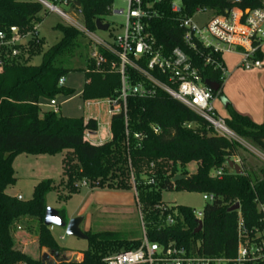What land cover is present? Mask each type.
<instances>
[{
	"label": "trees",
	"instance_id": "1",
	"mask_svg": "<svg viewBox=\"0 0 264 264\" xmlns=\"http://www.w3.org/2000/svg\"><path fill=\"white\" fill-rule=\"evenodd\" d=\"M113 1L76 0L70 9L76 14L81 10L80 15L83 14L87 28L94 31L96 20H102L109 13L108 7ZM172 1L161 0L157 5L161 14L149 23L151 36L157 46L163 47L165 54L177 46L184 48L202 79L219 84V89L212 93L213 97L220 96L226 75L219 67L205 64L204 59L210 54L224 63L221 55L210 52L200 44L195 49H189L183 41L184 31L179 26V17L193 16L199 9L212 10L215 14L236 9L243 19L247 9L262 5L261 0L235 3L226 0H180L181 15L171 11ZM44 11L42 4L35 0H0V30L8 35L33 30L42 22L41 13ZM55 27L62 31L63 36L43 53L41 63H30L42 43L33 36L30 44L22 50V60L19 57L16 60L7 59L0 71V264H43L41 259L20 247L17 237L20 230L36 237L39 249L46 248L53 255L58 253L60 256L69 251L56 242L51 226L44 224L47 195L57 187L55 180L37 183L28 200L18 199L7 192L17 181L12 167L15 154L56 153L63 150L73 151L63 160L71 191L79 189L77 184L83 177L101 178L97 185L99 188L129 189L131 160L137 185L139 183L148 188L154 186L158 178L159 189L212 194L214 200L207 203L202 211V228L199 232H194L198 226L194 211L189 206L180 205V215L175 217L174 224L170 222L158 227L155 225L157 221L152 219L148 222L146 233L151 241L160 244L175 241L187 248L197 246L207 255L234 257L237 253L238 213L241 212L248 226L258 222L260 217L257 205L264 204V165L249 167L245 159L237 155L240 146L237 141L217 134L203 117L161 89L151 97L130 96L129 135L125 132L122 113L115 114L111 118L112 139L104 145L92 144L85 138L86 132L99 130L93 118L85 120L84 115L64 117L52 110L40 116V100L49 101L58 95L73 94L72 88L59 85L60 78L70 71H85L83 100L113 97L121 85L120 75L111 70L109 63L97 66L96 61L88 55L89 47L85 46L83 51V33L71 25L58 23ZM100 52L108 61L115 58L102 48ZM258 57H261V53ZM81 59L86 65L76 67ZM226 109L228 127L264 152V121L256 123L229 103ZM154 127H158L160 132L155 133ZM138 132L143 134L142 139L134 136ZM229 160L238 163L243 171L237 173L230 168ZM191 162L197 163L195 172L187 173L182 168L181 173L166 176L170 165L184 167ZM172 171H176V168ZM217 171H221V174L215 175ZM150 175L154 182L150 183L149 180V184H145L142 178ZM91 184L94 186V183ZM236 203H240V209L229 211ZM59 212L65 220L63 211ZM86 234L94 247L81 251L84 254L82 261H54L52 264H103L106 256L137 248L141 243V239L122 238L117 231H86Z\"/></svg>",
	"mask_w": 264,
	"mask_h": 264
},
{
	"label": "built area",
	"instance_id": "2",
	"mask_svg": "<svg viewBox=\"0 0 264 264\" xmlns=\"http://www.w3.org/2000/svg\"><path fill=\"white\" fill-rule=\"evenodd\" d=\"M35 1L42 4L45 10L58 13L70 25L86 32L93 41L91 58L96 61L97 66L109 63L111 70H115L121 77V85L115 96L104 100H85L86 109L103 103L106 104L111 118L115 114L122 113L125 132L128 136L130 131L129 97H151L156 94L158 89H161L203 117L217 134L230 140L241 141L264 161V152L246 144L228 127L225 117L218 114L212 103L214 99L212 90L204 84L205 80L202 79L188 52L177 46L169 54H165L163 47L156 45L157 43L149 32V23L161 14L157 8L161 0H127L126 13L124 9L114 10L115 14H125V24L122 33L115 36L113 42L102 40L92 34L90 30L88 31L77 24L69 14V10L76 0ZM261 4L259 7L247 9L243 19L236 9H229L225 14L212 13L211 17L201 23L196 21L195 15L206 12L208 9H199L193 16L179 17V26L184 31L183 41L189 49H195L197 44H200L210 52L221 55V58L225 53L237 52L242 56L241 65L246 70L262 68L263 63L258 54L264 40V0H261ZM60 5L65 6L68 11L61 9ZM112 8V5L108 7L109 12L113 11ZM171 9L173 13L181 15V1L173 0ZM78 12L80 14L81 10ZM36 32L35 30L34 33ZM4 39L6 36L0 30V45L5 43ZM6 43L8 44V42ZM15 43L16 41L13 40L9 44ZM100 48L115 58L108 61L101 54ZM11 53L17 55L19 52L13 47ZM204 61L205 64L211 63L215 67H219L226 75V68L222 60L218 61L208 54ZM142 62L145 64H141ZM4 63V59L0 56V71L3 70ZM65 82V77H61L59 85H65ZM47 105L51 108L50 111L58 113L59 106L56 98L49 100ZM97 125L99 129L98 122ZM154 132L159 133V128L154 127ZM95 133L86 132L87 138L89 134ZM134 136L142 139L143 134L138 132ZM220 174L221 171L215 172V175ZM153 182L154 179L151 178L150 183ZM77 185L89 186V183L86 179H81ZM17 197L23 199L20 195ZM204 199L212 202L214 196L204 193ZM257 209L260 214L259 220L250 226L245 223L241 212L238 213L237 253L234 257L207 255L202 253L197 246L187 248L178 245L175 241L160 244L157 241H151L149 235L144 232L137 248L110 254L103 259V264H256L264 262V204L257 205ZM202 217L201 212L197 220H202ZM169 218L168 223H172L173 219Z\"/></svg>",
	"mask_w": 264,
	"mask_h": 264
},
{
	"label": "rangeland",
	"instance_id": "3",
	"mask_svg": "<svg viewBox=\"0 0 264 264\" xmlns=\"http://www.w3.org/2000/svg\"><path fill=\"white\" fill-rule=\"evenodd\" d=\"M63 10H67L65 6H59ZM112 10L108 14L102 17L104 22L110 24L108 30H98L97 28L92 32L95 36L102 40L113 42L115 36L122 33L123 26L125 24V14H115L114 10L124 9L127 11V0H114L112 4ZM68 11V10H67ZM213 11L207 10L203 13L195 15L196 21L199 23L206 21L212 16ZM69 14L73 17L77 24L81 27L86 28L88 31L83 14H76L73 10H69ZM43 20L33 30L21 33V34H10L4 31L6 39L4 43L0 45V56L6 61L7 59L12 60L20 58L24 47L30 44L32 37H37L41 40V46L39 52L34 54L30 60L31 64L38 65L42 61L43 53L52 45L58 43L63 33L59 28L55 26L58 23L70 25L67 20L60 16L54 11L45 10L41 13ZM73 26V25H71ZM77 28L84 36L81 37V43L84 47L88 46L87 49L89 57H91L93 49V41L89 38L86 32H83ZM37 31L34 33V31ZM16 41L15 44H9L11 41ZM264 42V40H263ZM15 47L18 50L17 55H12L11 49ZM228 64L233 61L238 63L240 68L246 70L241 65L242 56H230L224 55ZM83 59V58H82ZM76 63V67L85 66L84 60ZM79 61V60H78ZM263 63V60H262ZM264 65V63H263ZM230 70L226 69V78L228 77ZM65 86L74 90L72 95L64 96L58 95L56 97L59 110L58 115L64 117H78L86 114L84 106V100L82 97V91L86 83V76L84 70L70 71L65 76ZM262 105L264 107V90L262 88L261 94ZM219 96L214 97V107L223 117L226 116L223 101ZM48 100H40V116L44 112L51 108L47 105ZM105 106L93 107V111L103 113ZM197 124H192L195 126ZM246 144L254 149H258L248 139L240 137ZM108 142V141H107ZM106 143V142H104ZM104 143H101L104 145ZM240 146L237 148V155L240 159H245V163L251 168H259L264 165V161L259 158L253 151H251L246 145L238 142ZM98 144V145H101ZM96 145V144H95ZM261 152V151H260ZM69 153H73L72 150H63L62 152L56 153H26L21 152L15 154L12 162V167L15 171L17 181L15 184L7 189V192L16 195H21L23 200H28L32 197L34 192V186L47 179L55 180L57 186L54 190L50 191L47 195L48 207H52L57 210H62L65 215V220L76 216H83L84 219L80 224V228L86 232L91 231L92 233H98L103 231H117L121 233L122 238L127 239H142L144 232H147L148 222L156 220L155 224L158 227L166 226L169 224V217L173 219L171 224H174L175 217L180 215L178 206H189L195 214L196 219L199 218L201 213L209 203V200L204 199V193L202 192H191L186 190H175V189H159L160 181L156 179L154 186L142 187L134 178V165L130 160V169L132 172L131 187L129 189H114L109 187L99 188L97 183L100 182L101 178L83 177L80 179H86L89 186H80L77 191H71V187L68 185V175L64 172L63 160ZM176 171H172L175 170ZM179 166L170 165L168 168L169 172L166 176H173L174 174L180 173ZM197 168L194 164L187 167L188 171ZM175 172V173H174ZM151 179L150 176L142 178L145 184H149L148 181ZM81 181V180H80ZM79 181V182H80ZM78 182V183H79ZM94 183V186L91 184ZM168 211L167 213H165ZM79 212L83 214H78ZM164 213V214H163ZM165 218H164V216ZM150 220H147L149 218ZM155 218V219H154ZM21 231V230H20ZM17 234L19 238L20 247L27 252H30L34 257H38L42 260L46 248L39 249L35 242V237L25 234L22 231ZM51 232L56 242L69 251L76 252H64L68 259H72L74 255H77L78 261H82L84 258L83 250L93 248L94 243L90 239H81L75 236L66 234L65 227L52 226ZM80 251V252H79ZM49 260L54 262L55 258L53 254H50Z\"/></svg>",
	"mask_w": 264,
	"mask_h": 264
},
{
	"label": "crops",
	"instance_id": "4",
	"mask_svg": "<svg viewBox=\"0 0 264 264\" xmlns=\"http://www.w3.org/2000/svg\"><path fill=\"white\" fill-rule=\"evenodd\" d=\"M260 53H261L260 59L263 60L264 63V42H262ZM225 54H228L233 57L234 56L241 57V55L237 52H228ZM224 55L222 59L225 63V68L227 70H230V72H228V77L225 79L226 81L224 82L222 88V94L219 97L222 98L221 100L223 101L226 116L228 117V111L226 109V105L229 103L239 113L244 114V116L245 115L250 116L256 123H262L264 121V107L262 105V99L261 96H259V94H261L262 88L264 90V65L262 68L243 70L242 68H240L238 63H234L233 61H230L231 63L228 64L227 60L224 58ZM99 106L106 107L103 113L100 112L96 113L92 110L93 107H91L87 110L85 108L87 112H85L86 114H84L85 120L93 118L97 120L99 124V130L96 131L95 134H89L88 138L87 135L85 134V138L88 139L92 144H96V145L107 142L112 139L111 116L107 111L106 104L101 103ZM192 164H194L197 167L196 162H191L185 165L184 167L178 165L180 167L179 170H182L183 168V170L187 171V173L195 172L198 167L191 171L187 170V167L190 166L191 168ZM78 214H83V213L79 212ZM18 233L19 231L17 232V234ZM67 252H76V251H67Z\"/></svg>",
	"mask_w": 264,
	"mask_h": 264
},
{
	"label": "water",
	"instance_id": "5",
	"mask_svg": "<svg viewBox=\"0 0 264 264\" xmlns=\"http://www.w3.org/2000/svg\"><path fill=\"white\" fill-rule=\"evenodd\" d=\"M228 3H235L241 0H226ZM229 9L226 10L228 12ZM96 28L98 30H108L110 27V24L104 23L101 19L96 20ZM204 84L211 89L212 91H217L219 89V84L215 81H210L209 79H206L204 81ZM228 165L230 168L234 169L237 173H241L243 170L241 166L234 162L233 160L228 161ZM240 209V203L233 204L229 211H235ZM84 217L83 216H76L69 221L64 220L63 215L60 214L59 210L54 209L52 207H47L45 216H44V224L47 226H59V227H65L66 228V234L75 236L78 238L88 239V235L86 232H84L80 228V224L82 223ZM198 226L195 229V233L199 232L202 228V220H197ZM50 254H53L52 252L46 250L44 252L42 257V263L43 264H52L53 262L49 260ZM55 262H62V261H78L77 255H74L72 259H68L67 256L64 254L60 256L58 253L54 254Z\"/></svg>",
	"mask_w": 264,
	"mask_h": 264
}]
</instances>
